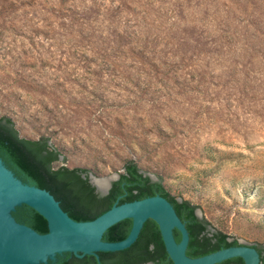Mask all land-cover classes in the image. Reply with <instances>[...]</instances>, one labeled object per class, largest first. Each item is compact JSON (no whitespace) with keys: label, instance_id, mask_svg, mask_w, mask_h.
I'll use <instances>...</instances> for the list:
<instances>
[{"label":"rangeland","instance_id":"374dc122","mask_svg":"<svg viewBox=\"0 0 264 264\" xmlns=\"http://www.w3.org/2000/svg\"><path fill=\"white\" fill-rule=\"evenodd\" d=\"M0 117L264 248V0H0Z\"/></svg>","mask_w":264,"mask_h":264},{"label":"trees","instance_id":"16d2710c","mask_svg":"<svg viewBox=\"0 0 264 264\" xmlns=\"http://www.w3.org/2000/svg\"><path fill=\"white\" fill-rule=\"evenodd\" d=\"M62 155L53 148L47 137L37 140L22 138L14 122L8 117H0V158L15 177L25 184L48 191L70 218L77 222L92 221L114 205L161 196L174 207L185 224L190 242L187 255L191 258L205 256L226 248L242 246L238 240L221 231L212 232L209 223L196 215L197 207L187 200H179L172 195L161 180L152 181L134 161L124 166V172L106 196H99L89 182V172L82 168H56ZM12 216L18 223L25 224L40 234L48 233L47 220L32 208L17 207ZM133 220L126 219L111 227L103 237L106 242L126 239L132 229ZM209 228V230H207ZM179 243L182 235L174 231ZM260 254V264H264V248L252 245ZM116 260H110L111 257ZM98 257L87 255L77 258L72 253L57 255L48 264H173L166 251L158 224L148 220L137 241L128 249L119 252H100ZM220 264H245L242 258H234Z\"/></svg>","mask_w":264,"mask_h":264},{"label":"water","instance_id":"95a60500","mask_svg":"<svg viewBox=\"0 0 264 264\" xmlns=\"http://www.w3.org/2000/svg\"><path fill=\"white\" fill-rule=\"evenodd\" d=\"M149 177L154 182L158 181L154 176ZM88 178L96 192L103 197L109 194L120 175L111 177L104 190L95 183L99 178L90 174ZM23 205L47 220L48 233L40 234L15 220L12 213ZM126 219L133 220L131 232L126 239L119 242L103 240L104 234L111 227ZM150 219L158 224L173 264H220L234 258H242L245 264H260V254L247 244L197 258L189 257L188 230L173 205L161 196L116 204L92 221L77 222L63 211L60 203L48 191L23 183L0 158V264H48L50 260L55 261L57 255L65 253H72L77 258L87 255L99 258L100 252L123 251L137 241L145 223ZM175 230L182 235L179 243L175 239Z\"/></svg>","mask_w":264,"mask_h":264},{"label":"bare ground","instance_id":"6f19581e","mask_svg":"<svg viewBox=\"0 0 264 264\" xmlns=\"http://www.w3.org/2000/svg\"><path fill=\"white\" fill-rule=\"evenodd\" d=\"M111 178L96 179L95 183L100 189H105Z\"/></svg>","mask_w":264,"mask_h":264},{"label":"flooded vegetation","instance_id":"af4514ba","mask_svg":"<svg viewBox=\"0 0 264 264\" xmlns=\"http://www.w3.org/2000/svg\"><path fill=\"white\" fill-rule=\"evenodd\" d=\"M97 193V192H96ZM98 194V193H97ZM99 195V194H98ZM100 196V195H99ZM102 197V196H101ZM196 215H197V211H196ZM197 217H198V215H197ZM199 218V217H198ZM201 219V218H200ZM207 230H209V228L207 229ZM189 242H190V240H189ZM240 243V242H239ZM188 247H189V245H188ZM117 259V257H115V256H113V257H111L110 258V260H112V261H114V260H116ZM149 263H151V262H149ZM145 264H147V263H145ZM154 264V263H153Z\"/></svg>","mask_w":264,"mask_h":264}]
</instances>
